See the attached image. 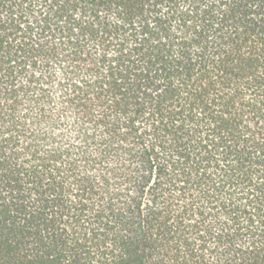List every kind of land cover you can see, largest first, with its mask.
Wrapping results in <instances>:
<instances>
[{"label": "trees", "instance_id": "1", "mask_svg": "<svg viewBox=\"0 0 264 264\" xmlns=\"http://www.w3.org/2000/svg\"><path fill=\"white\" fill-rule=\"evenodd\" d=\"M0 264H264V0H0Z\"/></svg>", "mask_w": 264, "mask_h": 264}]
</instances>
